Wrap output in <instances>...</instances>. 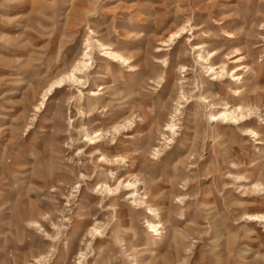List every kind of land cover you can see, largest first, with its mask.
Returning a JSON list of instances; mask_svg holds the SVG:
<instances>
[{
    "label": "rangeland",
    "instance_id": "374dc122",
    "mask_svg": "<svg viewBox=\"0 0 264 264\" xmlns=\"http://www.w3.org/2000/svg\"><path fill=\"white\" fill-rule=\"evenodd\" d=\"M0 264H264V0H0Z\"/></svg>",
    "mask_w": 264,
    "mask_h": 264
},
{
    "label": "bare ground",
    "instance_id": "6f19581e",
    "mask_svg": "<svg viewBox=\"0 0 264 264\" xmlns=\"http://www.w3.org/2000/svg\"><path fill=\"white\" fill-rule=\"evenodd\" d=\"M180 34H184L183 32L180 33ZM180 34L176 33V38H180ZM88 47V46H87ZM103 47V46H102ZM200 47H195V50L199 49ZM104 50V53L109 56L110 58L114 59V60H117V61H120L122 63H126L127 61L120 55H117L116 53H113L111 51H107L108 49L105 47L103 48ZM106 51V52H105ZM210 53H208L209 55ZM215 55L214 52H212L211 56ZM82 68L83 69H86L87 65L85 62H82L80 63ZM80 67V66H79ZM78 69V68H76ZM183 69H185L183 67ZM214 75H216L217 77H222L223 76V71L224 69L221 68L220 71H217L218 69L216 68L215 65H210L209 68H208ZM81 70V69H80ZM75 71V70H74ZM79 71V69L77 70ZM238 71H241V67H238L236 68L235 70H233V72H238ZM71 74L67 77V79L69 81H75L76 80V77L74 75V72H70ZM62 86H64V80L63 79H59L57 80L54 85L50 86L49 87V90L48 92H50L51 89H60ZM104 87H102L101 89L103 90ZM234 96L233 97H237V99L233 98V105L230 106L228 103H223L221 105L222 107V110L221 111H217V112H213L210 114V117L212 118V121L215 122V126L220 123L221 125H224V126H227V125H231L233 122L236 123L237 125L238 124H241L242 122H238V118L240 117V119L243 118V114H242V110L244 108H250L247 101H245V96L242 95V91H238V90H234ZM49 94V93H48ZM50 95V94H49ZM94 95V93H93ZM96 95V94H95ZM243 101H245L244 103H242ZM236 102V103H234ZM238 122V123H237ZM174 126L173 123L169 124L168 127L170 129H172ZM249 133H251L252 135L255 134L254 131H249ZM89 144L92 145L94 144V142H92L93 138H89ZM156 212L153 211L152 212V216H156ZM150 228L152 229V232H155L156 235L158 234L159 232V227H161L160 225H156V224H153V223H150L149 224ZM94 232L97 234L98 230H94ZM160 234V233H159Z\"/></svg>",
    "mask_w": 264,
    "mask_h": 264
}]
</instances>
